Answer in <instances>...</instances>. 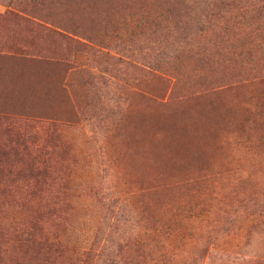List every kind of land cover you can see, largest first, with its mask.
Returning a JSON list of instances; mask_svg holds the SVG:
<instances>
[{"label":"rangeland","instance_id":"374dc122","mask_svg":"<svg viewBox=\"0 0 264 264\" xmlns=\"http://www.w3.org/2000/svg\"><path fill=\"white\" fill-rule=\"evenodd\" d=\"M28 64L51 99L0 96L39 169L0 130V264H264V0H0V91ZM208 112L207 163L140 168L141 124Z\"/></svg>","mask_w":264,"mask_h":264},{"label":"trees","instance_id":"16d2710c","mask_svg":"<svg viewBox=\"0 0 264 264\" xmlns=\"http://www.w3.org/2000/svg\"><path fill=\"white\" fill-rule=\"evenodd\" d=\"M17 68L26 69V73L14 74L10 87L0 91L2 98L28 104H44L51 99L52 89L45 74L29 64ZM15 115L17 114L0 110V130L5 132L11 140L2 152L4 156L8 155L17 161L26 160L31 171H39L35 164L37 157H31L29 154L31 148L24 134L18 129L21 119L29 120H25L26 124L30 122V119L23 114ZM215 124L223 125V123L215 122L212 112L204 113L202 117L191 115L176 118L157 117L141 124L132 132L130 136V144L133 145L132 153L139 157L140 168L150 163L158 165H178L182 162L205 164L208 162V149L213 145L211 132ZM41 127L42 124L39 128Z\"/></svg>","mask_w":264,"mask_h":264}]
</instances>
